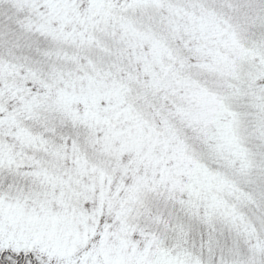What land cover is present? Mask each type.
I'll return each mask as SVG.
<instances>
[{
    "label": "snow or ice",
    "instance_id": "obj_1",
    "mask_svg": "<svg viewBox=\"0 0 264 264\" xmlns=\"http://www.w3.org/2000/svg\"><path fill=\"white\" fill-rule=\"evenodd\" d=\"M0 264H264V0H0Z\"/></svg>",
    "mask_w": 264,
    "mask_h": 264
}]
</instances>
